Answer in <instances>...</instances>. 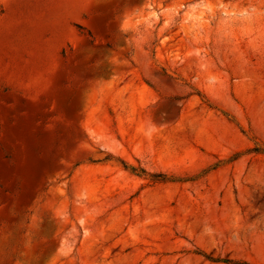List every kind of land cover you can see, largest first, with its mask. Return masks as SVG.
<instances>
[{
    "label": "rangeland",
    "instance_id": "374dc122",
    "mask_svg": "<svg viewBox=\"0 0 264 264\" xmlns=\"http://www.w3.org/2000/svg\"><path fill=\"white\" fill-rule=\"evenodd\" d=\"M0 264H264V0H0Z\"/></svg>",
    "mask_w": 264,
    "mask_h": 264
},
{
    "label": "trees",
    "instance_id": "16d2710c",
    "mask_svg": "<svg viewBox=\"0 0 264 264\" xmlns=\"http://www.w3.org/2000/svg\"><path fill=\"white\" fill-rule=\"evenodd\" d=\"M79 28L83 29V27L81 25H79Z\"/></svg>",
    "mask_w": 264,
    "mask_h": 264
}]
</instances>
